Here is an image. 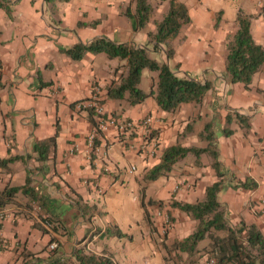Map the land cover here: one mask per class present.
I'll use <instances>...</instances> for the list:
<instances>
[{
  "label": "crops",
  "instance_id": "obj_1",
  "mask_svg": "<svg viewBox=\"0 0 264 264\" xmlns=\"http://www.w3.org/2000/svg\"><path fill=\"white\" fill-rule=\"evenodd\" d=\"M10 1L11 16L0 8V159H15L0 167V191L24 185L29 177L30 185L50 201L49 216L56 222L45 225L40 206L18 193L0 209V264H48L52 254L70 263L80 245L110 256L116 264H183L187 255L174 242L188 236L195 221L171 202L193 203L203 196L217 179L210 157L188 155L155 180H143V174L169 145L205 147L200 131L209 121L216 125L219 161L226 169L219 200L232 224L243 219L264 235V69L248 88L230 83L224 47L226 26L240 10L251 15L252 35L264 45V0H180L191 21L182 26L181 41H174V56L168 59L164 51L147 48L177 73L209 81L211 87L201 103H183L174 112L160 110L152 96L136 105L107 97V87L119 81L124 61L104 52L88 51L79 59L66 52L96 38L146 47L148 34L156 29L154 21L161 17L152 16L134 30V0ZM156 74L142 71L144 92L151 90ZM96 91L108 115L132 122L152 116L155 138H146L140 127L133 135L110 127L99 133V151L88 158L85 141L95 116L76 103ZM236 112L247 117L249 127L237 120ZM223 127L233 132L225 135ZM54 135L55 148L39 161L35 143ZM246 178L256 187H234ZM85 181L97 182L102 192L98 195ZM159 200L161 208L153 203ZM168 215L171 223L166 222ZM106 228L125 236H102ZM52 237L56 252L48 248Z\"/></svg>",
  "mask_w": 264,
  "mask_h": 264
},
{
  "label": "trees",
  "instance_id": "obj_2",
  "mask_svg": "<svg viewBox=\"0 0 264 264\" xmlns=\"http://www.w3.org/2000/svg\"><path fill=\"white\" fill-rule=\"evenodd\" d=\"M134 1V14L131 15L129 10L127 13L133 19V29L138 30L152 19L158 3L155 4L151 0ZM161 1L167 3V8L161 18L154 21L156 29L148 34L146 47H136L127 43L116 44L107 38H96L88 45L77 43L71 49H67L66 52L77 59L88 51L104 52L109 58H118L124 61L123 73L119 76V81L117 83L112 81L107 87V97L113 100L123 99L129 105H136L144 102L148 96H152L160 110L174 112L183 103H201L211 87V83L209 81L201 82L187 73L179 74L166 62L151 56L150 50L147 48L149 46H152L153 50L164 51L165 56L171 59L175 53V39L179 37L182 26L191 21L188 7L180 0ZM0 8L11 16L10 0H0ZM220 14L221 11L218 12V15ZM251 18L250 14L240 10L234 19L235 30L228 33L224 43L226 78L230 83H243L246 88L252 82L253 76L264 69V45L256 42L252 35ZM218 25L219 21H216L215 26ZM144 69L157 73L149 92H144L140 88L141 73ZM113 116L119 118V116ZM235 116L240 123L246 124V116L237 112ZM225 118L226 122L230 123V115L227 114ZM92 119V124L95 126L97 124L96 117H92ZM139 127L142 128L138 126L132 129L131 135ZM215 127L214 122L209 121L204 124L200 131V138L207 142L205 147L185 146L179 142L165 147L158 162L144 172L143 180H155L168 174L178 161L188 155L196 157L201 154L208 155L217 179L205 188L203 196L196 202L186 203L175 200L171 202L172 207L177 208L195 221L192 232L185 238L174 242L176 249L187 255V259L183 260L182 263L197 264L205 257L214 258L219 264H264V235L259 227L255 224H247L243 219L232 224L228 218L226 205L219 200V192L223 189V177L226 169L219 161ZM246 127L249 125L246 124ZM232 132L233 130L228 127L222 128V133L225 135H230ZM145 136L146 138L149 137ZM55 144V135L37 141L34 150L38 153V160L45 161L50 151L55 148ZM14 159L15 157L0 159V167ZM38 168L41 170L43 165ZM30 184L31 181L27 177L24 185L3 188L0 191V209L10 204L21 192L27 195L29 202H36L44 211V214H40L42 222L53 227V223L56 221L51 219L52 215L49 216L50 201L39 194ZM234 187L253 189L256 187V183L252 179L246 178L237 185L235 184ZM153 203L161 205L162 201H153ZM78 204L81 210L86 212L85 205L80 201ZM172 220L171 218L170 222ZM43 230L45 231V229ZM111 235L125 236L118 229L106 228L102 233V236ZM54 240L55 238L52 237L50 243ZM1 245L0 240V250ZM56 250L57 247L51 252H56ZM178 255L179 253H177ZM72 256L73 261L68 263L52 254L48 264H116L110 256L88 252L82 245L75 248Z\"/></svg>",
  "mask_w": 264,
  "mask_h": 264
},
{
  "label": "built area",
  "instance_id": "obj_3",
  "mask_svg": "<svg viewBox=\"0 0 264 264\" xmlns=\"http://www.w3.org/2000/svg\"><path fill=\"white\" fill-rule=\"evenodd\" d=\"M76 107L81 110L91 112L96 117L97 124L92 127L88 132L85 141V153L88 158H91L92 154L99 151V147L96 144V139L98 138L99 133H104L110 127L116 129L117 132H127L132 129L141 126L145 135L149 138H155L151 135V124L153 118L151 116H146L140 122H132L130 120L119 119L114 116L108 115L107 111L102 103V99L99 95V92H94L92 96L88 99L81 100L76 103ZM135 167H132L130 171H134ZM85 184L92 189L97 191L99 195L102 192L99 185L95 181H85ZM261 204L264 205V198L261 200ZM264 212V211H263ZM2 218V213H0V219ZM167 222V221H166ZM57 243L55 241L51 242L48 246L50 250L55 249ZM197 264H219L214 258H202Z\"/></svg>",
  "mask_w": 264,
  "mask_h": 264
},
{
  "label": "rangeland",
  "instance_id": "obj_4",
  "mask_svg": "<svg viewBox=\"0 0 264 264\" xmlns=\"http://www.w3.org/2000/svg\"><path fill=\"white\" fill-rule=\"evenodd\" d=\"M151 1H152L153 3H155V4L158 3V5H157L156 8H155L156 10H155L153 16L160 18V17L162 16L164 10L167 8V3H166V2H163V1H161V0H151ZM217 16H219V17L217 18V19H219V18H220V15L217 14ZM218 26H219V25H218ZM226 27H227V29H228L227 35H228V33H232V32H234V30H235V24H234V22L231 23V24H229V25H227ZM227 35H226V36H227ZM176 39H177V42H179V41H181L182 37L179 36V37L176 38ZM224 47H225V46H224ZM151 56L154 57L155 59L161 61L160 58L157 57V55H154V54L152 53ZM146 70H147V69H146ZM147 71H149V70H147ZM155 204H156V203H155ZM162 204H163V202H162ZM162 204H161V205H157V204H156V205H157L159 208H161V207H162ZM157 211H158L159 213H163V209H158ZM167 218H168V221H167V222L171 223V222H170V220H171L170 215H168ZM165 223H166V222H165ZM167 230H168L167 227H164L163 231H167Z\"/></svg>",
  "mask_w": 264,
  "mask_h": 264
},
{
  "label": "bare ground",
  "instance_id": "obj_5",
  "mask_svg": "<svg viewBox=\"0 0 264 264\" xmlns=\"http://www.w3.org/2000/svg\"><path fill=\"white\" fill-rule=\"evenodd\" d=\"M48 246H49V245H48ZM55 249H56V248H55ZM55 249H52V250L49 249V251H54Z\"/></svg>",
  "mask_w": 264,
  "mask_h": 264
}]
</instances>
